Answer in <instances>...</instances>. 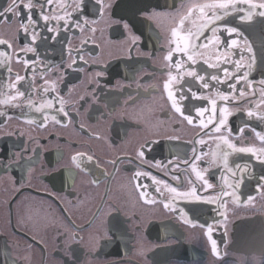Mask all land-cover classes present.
Returning a JSON list of instances; mask_svg holds the SVG:
<instances>
[{"label":"flooded vegetation","instance_id":"flooded-vegetation-1","mask_svg":"<svg viewBox=\"0 0 264 264\" xmlns=\"http://www.w3.org/2000/svg\"><path fill=\"white\" fill-rule=\"evenodd\" d=\"M197 2L203 0H102L103 7L97 0H53L52 5L36 0L31 15L37 23L28 33L21 28L27 16L17 17L15 9L10 20L0 18V39L12 45H0V52L8 54L0 64V98L16 90L26 94L19 107L0 105V264H264V158L214 142L223 135L238 148H264L257 136L264 135V120L247 115L249 110L264 114V17L256 14L242 22L247 5L241 4L244 11L221 13L212 25L221 52L231 61L244 56L239 75L248 71L247 82L237 84L245 89L244 97L221 100L216 93L239 97L228 87L236 81L210 79L213 74L223 78V68L235 71L234 63L220 69H209L203 61L192 66L208 80L207 89L187 76L170 85L178 106L194 119L190 126L164 91L170 64L176 76L175 61L186 57H164L171 29ZM10 4L0 0V11ZM41 7L49 17L71 13L69 26L61 20L57 27L55 19L45 24ZM229 27L240 36L229 34ZM211 36L206 29L200 42ZM233 39L242 45L247 41L252 51L228 49ZM17 76L25 79L17 82ZM13 83L16 90L9 87ZM192 92L227 108L221 133L197 135L201 118L196 109L211 106ZM29 95L37 105L53 101L44 126L43 116L26 107ZM60 101L67 116L56 111ZM194 138L207 143L193 145ZM194 147L206 154L195 163L211 188L184 163L192 161ZM220 151L229 153L235 177L218 155L214 162L213 153ZM138 172L142 175L136 177ZM165 184L182 193L195 187L204 198L221 189L232 195L214 203L194 196L173 200ZM142 192L155 203H145ZM164 203L170 204L168 210ZM209 227L219 256L212 254Z\"/></svg>","mask_w":264,"mask_h":264},{"label":"snow or ice","instance_id":"snow-or-ice-1","mask_svg":"<svg viewBox=\"0 0 264 264\" xmlns=\"http://www.w3.org/2000/svg\"><path fill=\"white\" fill-rule=\"evenodd\" d=\"M48 5H52L53 0H46ZM36 3V0H11V4L5 8L3 11H0V18H5L10 20L11 14L13 12V9H15V15L17 17H20L22 14L27 16V21H21V28L25 33H28L29 27L37 23L31 15L32 9L34 7V4ZM98 4L102 5V0H97ZM244 4L247 5V11L245 15H242L240 17V20L242 22L251 21L254 17V15L258 14L261 17H264V0H259V2H254V0H203V2H197L191 4L185 15L181 16L179 19L178 24L171 29L170 33V39H169V46L170 51L168 54L164 57L166 61H172L173 55L176 53L181 54L182 57H186V60H176L174 67L177 71L176 76H173L171 74V67L173 65L170 64V71H169V79L165 81L164 83V91L167 94V99L171 103V107L175 110V112L179 113L180 116L184 121L187 122L188 125L194 126L195 122L192 116L184 114L182 111V108L178 106L177 104V97L174 95V92L170 90V85L177 81L178 79H181L183 76L191 77L195 79L196 81L200 82L201 86L205 89L210 87V84L206 77L204 75H200L199 72L196 70L195 66L198 64L199 61H203L205 65H207V68L209 69H220L221 64H228V63H234L235 71H230L228 68H223L222 71L224 73V77H220L219 75L213 74L211 75L210 79L212 81H217L218 83H226L228 80H235L236 83H230L228 84V87L233 90V92L239 91V97H236L231 94H224V93H216V95L219 96V98L225 102H231L232 100L239 99L240 97H244L246 94V91L244 88L237 89V84L241 80L247 82L248 77V71H244L243 75H239L241 71L244 69V64L242 61L244 60V56L241 55L239 60L231 61L229 55L226 52H221V44L222 42L219 40V38L216 36V33L218 29L212 25H214V22L216 20H219L222 18L221 13L224 15H227L230 10H240L244 11V9L240 8V5ZM79 6V5H78ZM26 10V11H25ZM41 19L45 22V24H49L52 19H55L57 21V27H59V22L61 20L64 21V27L69 26V19L71 17V13H68L67 16H58L54 15L52 17H49L48 15H43V7H41ZM78 27H83V25H77ZM127 27V25H125ZM211 31L212 36L207 37L205 42L201 43V37L205 35V30ZM50 32L52 31V28L49 27L48 29ZM227 31L229 34L235 33L237 37L240 36V32L237 28L229 27L227 28ZM33 41L36 40V34L33 33ZM135 38H133L134 40ZM0 45H6L7 48H11L12 45L4 40L0 39ZM228 49H236L239 48L243 52L245 49L248 52L252 51L251 46L247 43V41L243 42V45L240 43L238 39H233L230 41V43L227 45ZM213 49H215L213 51ZM32 48H27V51H32ZM8 54L6 51L0 52V64H4L5 60L7 58ZM20 58L17 56V61L19 62ZM190 62V67L188 69H185L184 64H188ZM25 67L27 68L29 65V61H24ZM34 67V64H33ZM251 64L248 65V68L250 69ZM25 77L17 76L16 81L19 82L21 80H24ZM262 85H264V80L260 82ZM11 90H16V83H13L9 86ZM51 90L49 86H45L43 91L48 92ZM189 91L191 89L189 88ZM255 90L253 89V93ZM39 94V93H38ZM192 97L194 99H207L208 104L211 106L210 108H197L196 109V115L200 117L199 121V128L201 129V133L197 134L199 135H210L212 133H221L224 130L226 120L225 117L227 115H230L228 113V110L226 107L218 106L216 99L210 98V97H204L198 95L196 92L191 93ZM2 96V94H0ZM26 94L24 92H20L16 90V94L7 98H0V105H10L12 107H19L21 106L20 103H17V101H20L22 98H24ZM261 96L264 97V88L261 89ZM180 100L186 99L184 95H180ZM261 103L264 104V99L261 100ZM60 107L56 109V111L63 113L65 116L68 115V113L65 111L63 107V101H60ZM26 107L30 109H35L37 113H40L43 116L44 123L41 124V126H44V124L49 120V113L48 109L53 108V101L49 100L46 102H42L40 104H36L34 101L31 100L30 95L28 96V103ZM259 107V105L257 106ZM217 110L219 111V119H217ZM208 114L207 119H204L205 114ZM3 113H0L2 115ZM247 115L249 117H252L254 115H257L260 119L264 120V114L255 113L252 110H249ZM51 119L56 122L60 123L59 120L55 116H51ZM33 122V121H29ZM242 131V130H241ZM258 138L261 140L262 143H264V135H261L260 133H257ZM211 138V137H210ZM214 142L217 143V147L219 148L220 145L227 146L228 149H231L233 152H244V153H252L253 155L257 156V159L264 158V148L262 149H255L252 147H244V148H238L235 144L231 143L228 139V137L223 135H218L214 137ZM193 145H204L207 143V141L200 139V138H194L192 141ZM79 155V154H78ZM139 156H143V151H140L138 153ZM202 151L200 154H197V150L194 147L193 148V159L192 161H184L185 164H190L192 171L196 174V178L198 180L204 181L205 188H211L212 184H210L202 175L201 170H198L196 167V161H200L202 159V156H204ZM219 156V159L222 160L223 165L226 169H228L229 172H231L232 176H236V172L232 170L228 165V156L229 153L226 151H220L219 154L213 153L214 162L215 158ZM78 157H73V160L75 161ZM89 161L92 160V157H88ZM262 162H264V159H262ZM113 165H115L116 161H112ZM159 166V162H158ZM173 167H178V165H173ZM142 175L141 173H136V177H139ZM174 179H179L178 176H174ZM154 179V183L161 184L164 183L163 181H158ZM264 180V177L261 178ZM229 187H235L236 185H228ZM165 187L167 188L168 192L170 194H174L172 199L175 198H184V197H195L196 199H203L206 203H214L219 202L221 200V197H227L232 195V193H229L227 191H224L221 189V193H218L215 197H209L204 198L200 197L197 194V190L195 187H193L188 192H179L176 187L169 186L165 184ZM158 192H161L163 195V191L160 188H157ZM141 198L144 200L145 203H155V201H149L146 197V195L142 192ZM251 199V198H250ZM164 208L168 210L170 208L169 203H164ZM222 206V205H221ZM174 210V209H173ZM222 215H225L222 213ZM183 218V217H182ZM225 219H227V216L225 215ZM187 223H192L191 221H186ZM212 231L211 227H209V232L206 233L208 235V239L211 243V251L213 256H219L217 244L216 241L211 238V235L209 234Z\"/></svg>","mask_w":264,"mask_h":264}]
</instances>
